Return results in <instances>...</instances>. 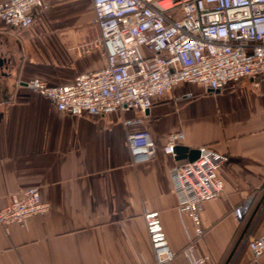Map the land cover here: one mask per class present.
<instances>
[{
	"label": "crops",
	"instance_id": "0c3cea01",
	"mask_svg": "<svg viewBox=\"0 0 264 264\" xmlns=\"http://www.w3.org/2000/svg\"><path fill=\"white\" fill-rule=\"evenodd\" d=\"M92 19L91 0H48L28 29L0 21V208L31 187L49 204L25 226L0 225V264H154L147 211L160 215L171 264H187L183 251L195 230L172 189L178 160L161 151L174 132L184 135L180 146L228 157L223 194L202 205L197 254L206 264H264L246 248L264 224V79L214 93L195 84L165 93L141 115L155 157L133 165L123 121L140 114L72 117L26 87L33 78L67 85L105 66L99 46L84 49L99 37ZM246 202L237 221L233 210Z\"/></svg>",
	"mask_w": 264,
	"mask_h": 264
},
{
	"label": "built area",
	"instance_id": "2783aa9c",
	"mask_svg": "<svg viewBox=\"0 0 264 264\" xmlns=\"http://www.w3.org/2000/svg\"><path fill=\"white\" fill-rule=\"evenodd\" d=\"M91 1V25L99 37L84 49L99 46L105 66L77 75L67 85L51 86L33 78L26 87L72 117L140 114L123 121L133 165L155 157L156 147L141 115L165 93L180 84L214 93L243 79H264V0ZM47 8L48 0H2L0 21L9 28L28 29ZM183 139L182 132L170 133L162 153L175 158ZM197 150L195 161H175L170 169L177 209L191 219L195 230L183 251L187 264H206L207 256L198 255L195 246L203 235L202 205L223 194L220 170L228 162L226 155L208 147ZM48 210L38 188L22 189L11 193L8 204L0 208V225L7 232L10 225L25 226ZM248 210L246 202L233 215L241 221ZM143 219L154 264H171L176 256L167 246L159 213L147 211ZM246 248L252 261L264 256V224Z\"/></svg>",
	"mask_w": 264,
	"mask_h": 264
},
{
	"label": "water",
	"instance_id": "95a60500",
	"mask_svg": "<svg viewBox=\"0 0 264 264\" xmlns=\"http://www.w3.org/2000/svg\"><path fill=\"white\" fill-rule=\"evenodd\" d=\"M2 62L0 61V66ZM175 160H187L189 162L195 161L198 158V150L197 149H188L184 146H176L175 148Z\"/></svg>",
	"mask_w": 264,
	"mask_h": 264
},
{
	"label": "rangeland",
	"instance_id": "374dc122",
	"mask_svg": "<svg viewBox=\"0 0 264 264\" xmlns=\"http://www.w3.org/2000/svg\"><path fill=\"white\" fill-rule=\"evenodd\" d=\"M42 16V15H41ZM17 31V30H16Z\"/></svg>",
	"mask_w": 264,
	"mask_h": 264
}]
</instances>
